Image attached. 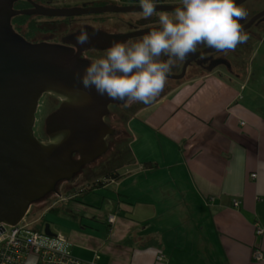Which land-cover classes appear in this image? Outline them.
I'll use <instances>...</instances> for the list:
<instances>
[{
    "label": "crops",
    "instance_id": "1",
    "mask_svg": "<svg viewBox=\"0 0 264 264\" xmlns=\"http://www.w3.org/2000/svg\"><path fill=\"white\" fill-rule=\"evenodd\" d=\"M244 78L188 75L134 111L130 153L114 168L121 176L107 173L88 192L78 186L50 209L49 219L67 220L55 233L76 256L98 264H264L255 257L264 252V104Z\"/></svg>",
    "mask_w": 264,
    "mask_h": 264
},
{
    "label": "water",
    "instance_id": "2",
    "mask_svg": "<svg viewBox=\"0 0 264 264\" xmlns=\"http://www.w3.org/2000/svg\"><path fill=\"white\" fill-rule=\"evenodd\" d=\"M17 1L0 0V223L11 225L24 220L33 202L51 192L60 193V181L71 180L84 165L108 151L107 136L114 129L104 116L112 102L124 103L101 97L94 89H84L76 74H82L91 61L69 45L30 41L16 29L13 16L20 13L75 15L142 11L140 4L58 8L36 4L35 8L21 10L15 8ZM235 2L238 5L244 0ZM181 6L156 3L157 10H174ZM153 28L156 27L115 35L97 31L94 34L97 39L95 37L85 46L99 45L97 41L100 40L123 42ZM79 31L67 41L76 42ZM212 50L206 48L194 55ZM194 55L186 61L183 73H170L169 77H184ZM46 92L61 97L62 103L48 116L49 140L43 141L36 135L35 124L40 100ZM5 229L0 225V233ZM46 232L56 235L50 222L46 223Z\"/></svg>",
    "mask_w": 264,
    "mask_h": 264
},
{
    "label": "clouds",
    "instance_id": "3",
    "mask_svg": "<svg viewBox=\"0 0 264 264\" xmlns=\"http://www.w3.org/2000/svg\"><path fill=\"white\" fill-rule=\"evenodd\" d=\"M181 5L172 13L160 12L158 27L142 38L112 42L104 57L92 60L82 74H76L83 88L123 101L125 107L137 102L148 105L164 90L177 61L196 54L199 46L226 53L249 39L240 23L247 10L235 0H181ZM140 7L146 20L157 12L156 0H140ZM90 42L87 27H82L76 44Z\"/></svg>",
    "mask_w": 264,
    "mask_h": 264
},
{
    "label": "flooded vegetation",
    "instance_id": "4",
    "mask_svg": "<svg viewBox=\"0 0 264 264\" xmlns=\"http://www.w3.org/2000/svg\"><path fill=\"white\" fill-rule=\"evenodd\" d=\"M126 4H140V0H124ZM238 1V0H235ZM156 3H168L166 0H156ZM38 4L47 8H58V7H74V6H100L105 4H114L110 1L102 0H83L74 2L73 0H19L15 4L16 9H31L35 8V5ZM118 4V5H122ZM123 4V5H124ZM170 4V3H169ZM237 6L243 7L247 10V17L244 20H241L240 23L243 26L244 32L248 35L249 39L246 43L239 44L234 51L220 52L215 49L204 53L191 59L188 64L187 71L182 78L169 77L168 79L174 80V83L167 82L164 90L161 93L167 92L175 88V85L182 82L188 75L200 74L202 72H219L221 74H230L234 76H243L254 77L258 76L261 72V67L258 65V59H264V0H244V2L238 4ZM26 15L21 21H17V14L13 16V23L16 29L22 33L27 39L33 42L39 41H49L59 44H65L73 47L75 50L80 52L81 57L92 61L94 59L102 58L106 54V49L112 44V40H100L97 41L99 45L94 46H79L74 41H67L68 37L72 34L78 32L82 27H87L88 32L91 35V42L95 39L96 35H92L94 29H98V32L106 34H130L135 30L131 29V25L135 23L136 20H127L130 28L126 31H115L112 30L110 26L106 25V21H116L120 20L119 17L113 15L112 12H93L85 14H75V15H51L47 13H20ZM159 12L154 14L149 19H157ZM142 17L138 18L141 19ZM137 19V20H138ZM34 22L35 28L32 23ZM122 21V20H120ZM155 25V24H152ZM150 27H158L156 26ZM143 28V29H146ZM142 30V29H140ZM137 31V30H136ZM143 36V35H142ZM97 39V37H96ZM133 38L129 37L123 42H128ZM138 40V39H137ZM104 44V46H103ZM107 44V45H105ZM208 47L203 45L199 46L197 51H202ZM259 50V51H258ZM262 52H261V51ZM258 51V53L256 52ZM252 52V57L250 60L253 61L252 65H249L251 68V73L247 74L245 68L247 66L246 56L248 53ZM256 52V54H255ZM164 59V58H162ZM188 60V59H187ZM178 62L176 66L172 69V74H181L184 70V65L186 61ZM248 61V60H247ZM160 93V94H161ZM60 102L62 103V98L59 97ZM143 103H133L130 107H125L124 103L112 102L109 105V112L104 116L105 121L114 129L113 133L108 134V151L111 149V143L119 146L123 144L122 133L125 134L126 127L129 122L133 120L132 114L134 111L140 107ZM61 105V104H60ZM107 151V152H108ZM120 151V149H119ZM118 151V152H119ZM106 152V153H107ZM117 152V150H116ZM117 152V153H118ZM104 153V154H106ZM116 153V154H117ZM103 154V155H104ZM117 155H115L116 157ZM76 157H79L76 155ZM102 158V156L97 159ZM97 159L93 162H90L83 166L81 170H87L88 166H91ZM93 172V170H90ZM72 190V189H70Z\"/></svg>",
    "mask_w": 264,
    "mask_h": 264
},
{
    "label": "rangeland",
    "instance_id": "5",
    "mask_svg": "<svg viewBox=\"0 0 264 264\" xmlns=\"http://www.w3.org/2000/svg\"><path fill=\"white\" fill-rule=\"evenodd\" d=\"M74 2H78V0H73ZM83 1V0H80ZM103 1V0H102ZM104 1H110L114 4H121V3H130V2H124V0H104ZM172 1V2H170ZM170 4H178L181 5V2H178L177 0H169ZM122 4V5H123ZM125 5V4H124ZM129 5V4H126ZM166 11L169 13H172L174 10H157V12ZM156 12V13H157ZM113 15H116L120 18L116 21H106V25L110 26L112 30H115L117 32L126 31L130 28V25L127 23L129 20H136L134 24L131 25V29L133 30H140L143 28L151 26L158 25V18L157 19H144L142 17V11H113ZM142 17L141 19H138ZM138 19V20H137ZM119 31H118V30ZM133 39L129 40L128 42H134L137 39L142 38V35L131 37ZM259 51V50H258ZM258 51H256L258 53ZM261 51V50H260ZM255 52V54H256ZM262 52V51H261ZM264 53V52H263ZM250 57H252V52L248 53L246 56V63L247 66L245 68L247 74L251 73V68L249 65L253 64V61L250 60ZM264 57V55L262 56ZM248 60V61H247ZM180 63V61H178ZM258 64L261 67V72L258 76L254 77V79H251L247 76L244 80L246 82L248 81L247 90H257V94H259L262 98L259 99L261 103L264 104V59L261 58L257 60ZM167 82L174 83V80L168 79ZM61 102L56 94L51 92H46L43 94L39 108L37 111V120L35 124V132L36 135L43 141L49 140L48 134H47V118L50 114H52L54 111H56ZM125 134L122 133V138L124 145L115 146L116 144L111 143V149L104 155H101L102 158L97 159L94 163H92L91 166H88L87 170H81L78 172L71 180H62L58 184V190L59 192H51L46 197L42 198L41 200H38L36 202H33L30 208V211L27 213L26 217L23 220V224H28L31 228H37L39 224L43 222V220H48L50 218V215L52 213L50 212V209L53 206L63 204L62 200H65L67 198H70V189H75L78 186H88L89 184H94L98 182V180L105 182L106 180V174L108 172L113 171L118 163L122 159V157L128 155L130 153L129 148L127 147L129 143V137H130V130L129 128L126 129ZM117 152L119 151L121 154V158L115 157ZM117 155V156H118ZM100 157V156H99ZM93 162V161H92ZM118 167V165H117ZM90 170H93V173L90 172ZM91 173V174H89ZM88 178V179H87ZM80 189V188H79ZM70 191V192H67ZM73 192V191H72ZM60 195V196H59ZM49 216V217H48ZM48 218V219H47ZM67 221V220H66ZM66 221L64 220H51L49 219L48 222H50L51 228L56 233H63L62 229H60V226L66 225ZM22 222V221H21ZM11 225V224H10ZM60 225V226H59ZM46 232V226L43 229ZM47 233V232H46ZM48 234V233H47ZM52 236V235H51Z\"/></svg>",
    "mask_w": 264,
    "mask_h": 264
},
{
    "label": "built area",
    "instance_id": "6",
    "mask_svg": "<svg viewBox=\"0 0 264 264\" xmlns=\"http://www.w3.org/2000/svg\"><path fill=\"white\" fill-rule=\"evenodd\" d=\"M110 219L113 222L114 215ZM2 224L6 229L0 233V264H98L76 256L72 243L63 234L51 236L23 221L16 225ZM258 232L264 230L259 228ZM255 257L262 260L264 252L257 250Z\"/></svg>",
    "mask_w": 264,
    "mask_h": 264
},
{
    "label": "trees",
    "instance_id": "7",
    "mask_svg": "<svg viewBox=\"0 0 264 264\" xmlns=\"http://www.w3.org/2000/svg\"><path fill=\"white\" fill-rule=\"evenodd\" d=\"M133 1V0H132ZM25 16L26 15H24V14H17V21L19 22V21H21L20 19H24L25 18ZM30 23H32V25H33V27L35 28V23L34 22H32V21H30ZM113 171H111V172H108V177L111 175V176H113V177H120L121 176V174L120 173H118V172H116V170H114V169H112ZM104 184V182L103 181H99L98 180V182H96V183H94V184H89L88 186H81L80 187V191L81 192H85V191H89L90 189L92 190V189H94L95 187H98V186H101V185H103ZM71 191V190H70ZM70 191H67V192H70ZM72 192V191H71ZM56 209V207H52L51 208V210L52 211H54ZM48 222V220H43V222L41 223V224H39L38 226H37V228L36 229H39V230H43L44 229V227L46 226V223Z\"/></svg>",
    "mask_w": 264,
    "mask_h": 264
}]
</instances>
